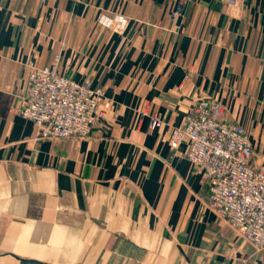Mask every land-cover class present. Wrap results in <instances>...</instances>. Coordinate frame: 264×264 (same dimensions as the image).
<instances>
[{"label": "crops", "instance_id": "1", "mask_svg": "<svg viewBox=\"0 0 264 264\" xmlns=\"http://www.w3.org/2000/svg\"><path fill=\"white\" fill-rule=\"evenodd\" d=\"M180 2L0 0V264L83 255L102 264H264V249L209 208L187 145H169L193 106L211 99L264 166V0H187L174 18ZM102 13L127 15L126 32L100 27ZM54 64L110 101L86 139L38 140L19 114L31 72ZM31 244L40 253L53 245L56 260L35 259Z\"/></svg>", "mask_w": 264, "mask_h": 264}, {"label": "built area", "instance_id": "2", "mask_svg": "<svg viewBox=\"0 0 264 264\" xmlns=\"http://www.w3.org/2000/svg\"><path fill=\"white\" fill-rule=\"evenodd\" d=\"M186 1L181 0L177 5L174 18L183 17ZM216 1L235 7L240 0ZM97 24L122 35L130 18L122 13H102ZM27 87L26 102L19 114L35 124L38 140L86 139L110 107V101L103 103V92L94 89L90 80L75 82L57 64L33 70ZM162 125L160 114L151 116L152 129ZM169 145L174 150L187 145L188 160L208 186L210 209L232 223L245 241L262 251L264 166L255 165L253 143L244 128L226 122V107L211 99L198 101L186 124L173 129Z\"/></svg>", "mask_w": 264, "mask_h": 264}, {"label": "rangeland", "instance_id": "3", "mask_svg": "<svg viewBox=\"0 0 264 264\" xmlns=\"http://www.w3.org/2000/svg\"><path fill=\"white\" fill-rule=\"evenodd\" d=\"M59 66V65H58ZM47 67V66H46ZM49 67V66H48ZM44 68V67H42ZM60 68V67H59ZM61 70V69H60ZM210 208V207H209ZM212 211V210H211ZM217 216V215H216ZM218 217V216H217ZM219 218V217H218ZM220 220L222 221H226V220H223L221 218H219ZM228 222V221H226ZM229 223V222H228ZM232 225V227L234 228V230L239 234V232L236 230L235 226L230 223ZM29 228V227H27ZM240 235V234H239ZM241 236V235H240ZM30 237H33V235H30ZM242 237V236H241ZM41 245H44L46 243V241H40L39 242ZM50 244H53V243H50ZM251 244V243H249ZM43 249H41V253L38 252V251H35V245L31 244V245H28L26 246V251H28V253L32 256H34L35 259H38V260H41V261H46V260H49V261H55L56 259L55 258H52L51 254L52 252L54 251V246L51 245V247H49L48 249L46 247H43ZM257 250V249H256ZM258 251V250H257ZM14 252H16L17 254H22V253H25V251H21V249H14ZM132 253V252H131ZM65 263L68 262V258L66 257L65 259H62ZM72 264H102V260H99L97 262H95V259L90 257V256H78L77 258H73L72 259Z\"/></svg>", "mask_w": 264, "mask_h": 264}, {"label": "water", "instance_id": "4", "mask_svg": "<svg viewBox=\"0 0 264 264\" xmlns=\"http://www.w3.org/2000/svg\"><path fill=\"white\" fill-rule=\"evenodd\" d=\"M20 264H47L40 261L32 260V259H23V258H16Z\"/></svg>", "mask_w": 264, "mask_h": 264}]
</instances>
